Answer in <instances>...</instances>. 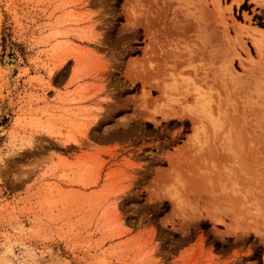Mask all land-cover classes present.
I'll return each mask as SVG.
<instances>
[{
	"label": "rangeland",
	"instance_id": "obj_1",
	"mask_svg": "<svg viewBox=\"0 0 264 264\" xmlns=\"http://www.w3.org/2000/svg\"><path fill=\"white\" fill-rule=\"evenodd\" d=\"M263 31L264 0H0V264H264Z\"/></svg>",
	"mask_w": 264,
	"mask_h": 264
},
{
	"label": "bare ground",
	"instance_id": "obj_2",
	"mask_svg": "<svg viewBox=\"0 0 264 264\" xmlns=\"http://www.w3.org/2000/svg\"><path fill=\"white\" fill-rule=\"evenodd\" d=\"M258 32H259V30H258ZM262 39H264V31L261 32V38L260 39L259 38H255V41H254V45H255L259 55L261 54V49H262V44H261L263 42V41L261 42ZM10 67L12 68V70L14 69V67L16 68L15 65H11ZM195 99H196L197 102H196V105H195V109L192 110L193 114L197 115L199 117H200L199 112H201L202 115L208 114L209 107H208L207 102L204 101L202 99V97H200V95H198V97H196ZM196 126H197V124H196ZM197 127L199 128V126H197ZM196 130H197V128L194 131H196Z\"/></svg>",
	"mask_w": 264,
	"mask_h": 264
},
{
	"label": "trees",
	"instance_id": "obj_3",
	"mask_svg": "<svg viewBox=\"0 0 264 264\" xmlns=\"http://www.w3.org/2000/svg\"><path fill=\"white\" fill-rule=\"evenodd\" d=\"M216 246H219V244L217 243Z\"/></svg>",
	"mask_w": 264,
	"mask_h": 264
}]
</instances>
